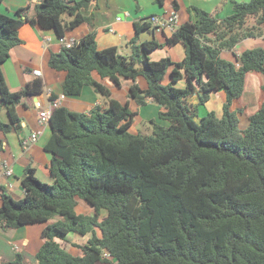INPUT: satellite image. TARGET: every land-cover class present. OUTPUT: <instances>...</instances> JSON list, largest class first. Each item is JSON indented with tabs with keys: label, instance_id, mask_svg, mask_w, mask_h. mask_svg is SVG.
Segmentation results:
<instances>
[{
	"label": "trees",
	"instance_id": "1",
	"mask_svg": "<svg viewBox=\"0 0 264 264\" xmlns=\"http://www.w3.org/2000/svg\"><path fill=\"white\" fill-rule=\"evenodd\" d=\"M91 1H35L30 18L23 15L26 7L14 15L0 12V111L8 118L7 123L0 120L1 133L20 129L16 106L43 90L40 78L20 91H11L5 81L2 63L22 43L20 27L30 22L57 37L83 23L93 27L92 15L83 14ZM231 3L232 13L219 20L192 7L195 20L166 39L184 45L179 62L151 59L150 52L162 46L155 40L136 44L146 22L134 24L128 56L116 46L98 49L93 30L73 46L50 53L48 67L64 72V96H79L90 86L108 97L92 78L94 71L117 86L120 78L142 76L147 88L133 84L131 96L139 106L152 98L159 111L156 120L147 121L151 134H134L129 129L136 113L115 99L87 113L51 108V135L44 148L50 153L52 183L26 168L22 198L0 192L3 230L44 224L34 264H264V85L244 128L238 118L244 106L231 109L242 97L248 74L264 75V47L222 56L243 39L262 35L264 0ZM63 15L69 17L65 22ZM250 18L254 22L248 26ZM181 79L186 85L177 87ZM218 90L225 93L221 116L207 111L198 117V106ZM192 95L196 104L188 100ZM79 200L93 213H77ZM71 233L89 235L83 244H73L77 255L63 246ZM10 264H22L20 256Z\"/></svg>",
	"mask_w": 264,
	"mask_h": 264
},
{
	"label": "crops",
	"instance_id": "2",
	"mask_svg": "<svg viewBox=\"0 0 264 264\" xmlns=\"http://www.w3.org/2000/svg\"><path fill=\"white\" fill-rule=\"evenodd\" d=\"M125 2L127 5H123L120 0H92L89 8L83 11V14L92 15L93 27L87 23H83L74 30L66 32L64 36L79 40L93 30L98 49L116 46L118 49H123L122 52L125 55H129L128 53L131 52L129 41L135 37L134 24L142 25L153 15L160 13L168 15L175 12L177 16V28L189 20H195L192 7L203 9L218 20L225 17L221 16V11L224 13V10L221 7L220 10L216 8L217 3H219L218 0H162L161 4L158 2L160 4L159 7H156L152 3V0H149L148 6L144 4L141 6V3L137 0L139 8L132 2L128 4V0H125ZM173 2L177 4L176 9L173 8ZM1 4H4V12L9 15H14L18 8L26 7L23 15L28 18L34 16L33 6L35 0H4ZM226 11L229 12L227 9ZM230 11L232 12V10ZM117 17L120 20H117ZM147 24L148 27L141 29L138 33L136 44L139 45L145 41L155 40L162 46L150 52L151 59L157 60L167 57L173 62L181 61L185 56L184 45L181 43L167 44L166 39L171 33L168 30H161L151 26L149 23ZM18 36L22 43L13 46L10 49L9 57L2 63V71L7 86L11 91H20L28 82L35 78L30 71L39 70L41 73L39 78L42 80L43 90L32 98H22L21 102L16 106V112L21 119L20 129L17 132H0L2 142L0 164L7 162L12 168L11 176L0 177V192L2 190L5 191L15 200L25 195L21 179L26 168H32L35 177L42 182L51 180L47 168L50 153L44 148L51 135L49 124L41 127V132L36 142L30 144L27 148L22 147L21 141L40 129L37 122L38 109L35 102L38 101L42 107H46L48 94L54 93L60 96L62 94L61 83L64 79V72L52 70L47 65L50 53L58 52L61 48L58 43V37L53 30H42L38 25L26 22L18 30ZM255 40L261 41L264 45V36L249 37L240 41L232 50L223 51L222 56L229 59L233 53L239 54L245 49H251L249 48V44ZM91 76L108 90V97L103 98L90 86H84L79 96H64L60 106H65L71 111L87 113L95 106L104 108L108 99H115L121 104H128L130 110L136 113L130 129L135 122L143 123L149 119L156 120L159 105L152 98H147L145 105L139 106L131 96L130 87L133 84H137L142 90L147 88V82L142 76H138L135 81L120 78L119 86L115 85L108 78H101L95 71L91 73ZM247 79L250 80V85L246 80L242 97L240 100L233 101L231 106L233 110L244 106V113L238 114L239 121L243 122L241 128L247 125V115L253 113L258 108L260 89L264 85V75L262 74L251 72L248 74ZM185 85L184 79L176 83L177 87H184ZM188 100L190 103L196 104L197 95H192ZM224 101L225 93L223 90L212 92L209 100L201 106L202 111H200L198 106V117L204 116L207 111H214L216 116L220 117ZM0 120L4 123L8 122L4 110L0 112ZM76 212L92 214L93 209L85 201L79 200ZM43 226L44 224H33L8 230H3L0 227V264H10L16 255L20 256L22 264H24V260L33 261L31 264H34V255L41 245L40 231ZM69 238L67 236L63 245L70 246L75 251L66 247L64 248L71 254L77 255L79 249L73 246V241L71 244L69 243ZM77 244L81 243L78 241Z\"/></svg>",
	"mask_w": 264,
	"mask_h": 264
},
{
	"label": "built area",
	"instance_id": "3",
	"mask_svg": "<svg viewBox=\"0 0 264 264\" xmlns=\"http://www.w3.org/2000/svg\"><path fill=\"white\" fill-rule=\"evenodd\" d=\"M35 1H41V0H35ZM176 14L175 12L168 14V15H153L149 17L146 22H148L151 26L159 28L161 30H168L170 33H173L176 29ZM117 20H120L119 17H117ZM78 40L74 38H66L58 37V43L61 47L69 48L73 46L75 43H77ZM31 74H33L35 77H40L41 73L39 70H32L30 71ZM51 94H48V102L46 107H42L41 104L36 101V107L38 109L37 112V122L40 126V129L36 132L31 133L28 137L24 138L21 141V145L23 148H27L30 144L36 142L38 135L41 132V127L47 125L49 123V116L51 108L58 107L61 104L62 99L64 98V95L61 94L57 98L51 99ZM12 175V168L7 162H3L0 164V177H9ZM1 260V255H0Z\"/></svg>",
	"mask_w": 264,
	"mask_h": 264
},
{
	"label": "rangeland",
	"instance_id": "4",
	"mask_svg": "<svg viewBox=\"0 0 264 264\" xmlns=\"http://www.w3.org/2000/svg\"><path fill=\"white\" fill-rule=\"evenodd\" d=\"M219 1V3H217V7L216 8H219V10H220V7H221V9L222 10H224V13H223V11H221V16H228V14L230 15L232 12L230 11V10H232V3H231V0H218ZM236 1H238V2H248V1H250V0H236ZM120 2L123 4V5H127L126 4V2H125V0H120ZM133 3V4H135V2L134 1H132V0H128V4H130V3ZM139 2L141 3V6H142V4H144V5H146V6H148V2H149V0H139ZM152 3L153 4H155L156 5V7H159L160 6V4H158V2H156V0H152ZM226 9L227 10H229V12H227L226 11ZM0 12H4V4H0ZM162 12V11H161ZM231 12V13H230ZM160 13V12H159ZM163 13H160V14H156V15H162ZM69 19V17L67 16V15H63L62 16V20H63V22H65V21H67ZM253 22H254V19L253 18H250V19H248V26H251L252 24H253ZM261 32H262V35L261 36H264V27L262 26L261 27ZM254 47H264V45L262 44V42L261 41H257V40H255V41H252V42H250V44H249V48H254ZM129 48H130V46H129ZM122 50L123 49H118V52H119V54H121V55H125V53H123L122 52ZM128 54H130V53H128ZM126 56H128V55H126ZM137 67L138 68H142V65L141 64H137ZM250 79V78H249ZM249 79H247V82L249 83ZM249 85H250V83H249ZM101 96V95H100ZM103 98H105L104 96H102ZM199 108H200V111H202V108H201V106H199ZM2 111V110H1ZM0 111V112H1ZM157 119V118H156ZM161 122H163L164 124H167V122H165V121H161ZM242 121H240V127H242L243 125H242ZM132 132H136V131H138V132H140L141 134H151V125H149L148 123H147V121H144L143 123H138V122H135L134 124H133V126H132V128L130 129ZM130 131V132H131ZM137 132V133H138ZM135 134V133H134ZM45 183H47V184H51L52 183V179L51 180H49V181H47V182H45ZM105 211H103L102 212V214H101V216H100V218L101 219H103L104 218V216H105ZM72 235V236H71ZM98 236H100V232L98 231ZM68 237H70L69 238V243L71 244V242L72 243H74V244H77L78 243V241L81 243V244H83L86 240H87V238L89 237V235H86V236H84V237H82V236H79V235H77V234H69L68 235ZM68 243V242H67ZM64 247H66V248H69L70 250H72V251H75V250H73L72 248H70V246H67V245H63ZM77 250V249H76ZM31 262H33V261H27V260H24L23 261V263L24 264H31ZM96 264H105V263H101V262H98V263H96Z\"/></svg>",
	"mask_w": 264,
	"mask_h": 264
},
{
	"label": "clouds",
	"instance_id": "5",
	"mask_svg": "<svg viewBox=\"0 0 264 264\" xmlns=\"http://www.w3.org/2000/svg\"><path fill=\"white\" fill-rule=\"evenodd\" d=\"M148 23V22H147ZM35 78H39V77H35ZM58 97V96H57ZM49 124V123H48Z\"/></svg>",
	"mask_w": 264,
	"mask_h": 264
}]
</instances>
